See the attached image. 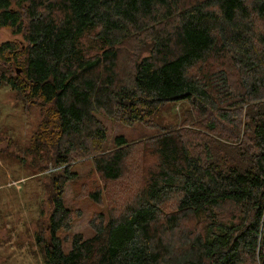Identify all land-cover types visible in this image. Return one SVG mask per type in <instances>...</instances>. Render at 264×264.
<instances>
[{"label":"trees","instance_id":"1","mask_svg":"<svg viewBox=\"0 0 264 264\" xmlns=\"http://www.w3.org/2000/svg\"><path fill=\"white\" fill-rule=\"evenodd\" d=\"M0 26L26 42L0 43V59L20 70L5 81L43 107L32 139L55 146L57 164L94 150L103 179L122 176L128 141L99 153L98 112L137 121L187 100L209 131L157 135L141 191L67 252L58 185L46 264H264V0H0ZM132 42L123 77L118 58ZM64 173L63 183L74 176Z\"/></svg>","mask_w":264,"mask_h":264},{"label":"rangeland","instance_id":"2","mask_svg":"<svg viewBox=\"0 0 264 264\" xmlns=\"http://www.w3.org/2000/svg\"><path fill=\"white\" fill-rule=\"evenodd\" d=\"M4 41H11L15 48L26 44L22 33L0 26V43ZM135 46L136 42H132L121 48L118 67L123 77L129 72ZM138 53L146 55L141 50ZM17 66L14 59H0V264H46L41 245L49 240L48 223L53 210L50 197L58 185H63L62 202L69 211V226L59 229L57 236L67 252L74 234L84 239L91 237L94 225L111 214L118 215L141 191L154 161L153 139L157 135L178 133L196 138L190 132L209 133L204 125L206 118L196 113L187 100L164 103L152 116L137 121L98 112L106 130L99 153L111 149L117 136L128 141L122 176L117 180L103 179L92 162L94 150L57 164L55 146L32 139L39 131L43 107L26 100L22 92L5 81ZM210 66L214 71L220 68L215 61ZM64 169L74 176L63 183ZM168 206L173 209V205ZM218 212L220 217L232 214L229 206ZM201 224L198 221L200 229ZM242 264L260 263L246 259Z\"/></svg>","mask_w":264,"mask_h":264},{"label":"water","instance_id":"3","mask_svg":"<svg viewBox=\"0 0 264 264\" xmlns=\"http://www.w3.org/2000/svg\"><path fill=\"white\" fill-rule=\"evenodd\" d=\"M20 70L19 69H16V72H19Z\"/></svg>","mask_w":264,"mask_h":264}]
</instances>
